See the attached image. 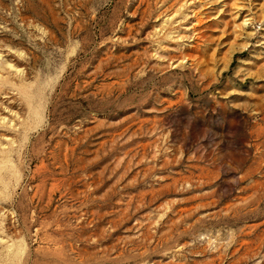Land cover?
I'll use <instances>...</instances> for the list:
<instances>
[{"label": "rangeland", "instance_id": "rangeland-1", "mask_svg": "<svg viewBox=\"0 0 264 264\" xmlns=\"http://www.w3.org/2000/svg\"><path fill=\"white\" fill-rule=\"evenodd\" d=\"M0 264H264V0H0Z\"/></svg>", "mask_w": 264, "mask_h": 264}]
</instances>
